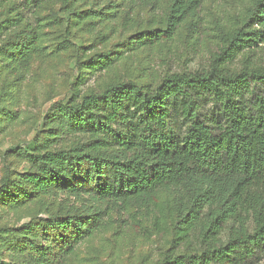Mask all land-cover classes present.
<instances>
[{
  "label": "trees",
  "instance_id": "trees-1",
  "mask_svg": "<svg viewBox=\"0 0 264 264\" xmlns=\"http://www.w3.org/2000/svg\"><path fill=\"white\" fill-rule=\"evenodd\" d=\"M119 1L153 7L160 0ZM169 1L159 27L130 41L133 50L170 42L189 21L188 31L198 33L193 21L208 0ZM62 2L71 9L70 0ZM250 2L238 23L219 29L207 67L169 73L156 86L113 80L83 95L77 87L49 108L46 136L22 149L29 168L6 173L0 202L65 195L85 203L0 228V264H66L103 227L97 205L107 201L166 214L169 228L156 226L172 240L155 264L264 260V0ZM7 22L0 63L27 70L40 34L21 18ZM83 64L95 74L112 61L106 54ZM164 193L172 199L161 204Z\"/></svg>",
  "mask_w": 264,
  "mask_h": 264
},
{
  "label": "rangeland",
  "instance_id": "rangeland-1",
  "mask_svg": "<svg viewBox=\"0 0 264 264\" xmlns=\"http://www.w3.org/2000/svg\"><path fill=\"white\" fill-rule=\"evenodd\" d=\"M24 3L10 0L0 6V26L21 18L40 34L27 70L0 63V184L7 172L14 176L29 168L22 149L38 134L41 139L46 136L43 121L47 111L66 100L74 88L79 87L83 95L113 80L156 86L169 73L207 67L219 48V29L238 23L251 6L250 0H208L193 21L198 33L188 31L189 21L170 42L133 50L130 41L138 33L159 27L168 14L169 0H160L153 7L119 0H70V10L63 7L62 0L35 10L26 9ZM1 31L0 39L5 37ZM106 54L112 61L109 69L95 74L85 70V61ZM84 199L61 195L40 196L20 206L0 202V228H19L33 216L81 207ZM171 199V194L164 193L160 202ZM97 206L105 214L103 227L66 264H155L169 247L170 230L166 234L156 226L159 222L169 228L166 214L160 215L153 207L113 201ZM3 261L0 255V263ZM253 264H264V260Z\"/></svg>",
  "mask_w": 264,
  "mask_h": 264
}]
</instances>
